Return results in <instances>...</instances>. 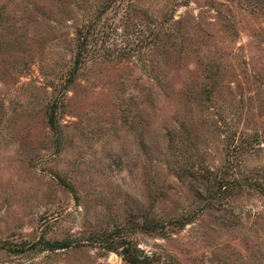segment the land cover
<instances>
[{
    "label": "rangeland",
    "instance_id": "1",
    "mask_svg": "<svg viewBox=\"0 0 264 264\" xmlns=\"http://www.w3.org/2000/svg\"><path fill=\"white\" fill-rule=\"evenodd\" d=\"M124 246L264 264V0H0V264Z\"/></svg>",
    "mask_w": 264,
    "mask_h": 264
},
{
    "label": "trees",
    "instance_id": "2",
    "mask_svg": "<svg viewBox=\"0 0 264 264\" xmlns=\"http://www.w3.org/2000/svg\"><path fill=\"white\" fill-rule=\"evenodd\" d=\"M75 69H76V59H75V63L71 67L70 72L72 73ZM47 122L49 126L53 129L55 121H54V113L52 109H50L48 113ZM63 245L64 243L62 241H58V242L51 243L49 246L53 248V247H61ZM133 251L128 249V247H125V246L123 247L124 256L127 261H129L132 264H149L148 257L146 255L139 254L138 252L136 253Z\"/></svg>",
    "mask_w": 264,
    "mask_h": 264
}]
</instances>
